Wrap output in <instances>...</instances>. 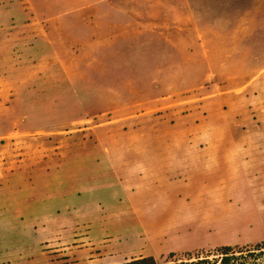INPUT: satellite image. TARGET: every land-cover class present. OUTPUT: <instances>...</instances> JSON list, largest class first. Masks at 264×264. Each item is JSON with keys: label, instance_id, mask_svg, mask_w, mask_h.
<instances>
[{"label": "rangeland", "instance_id": "1", "mask_svg": "<svg viewBox=\"0 0 264 264\" xmlns=\"http://www.w3.org/2000/svg\"><path fill=\"white\" fill-rule=\"evenodd\" d=\"M23 1L0 0V24L33 14L51 25L34 33L85 40L44 66L34 54L33 101L16 104L24 130L0 118V132L11 128L0 144V264H162L264 241V0L263 20L237 36L252 52L215 70L146 33L172 0ZM170 20L171 32L188 25ZM185 155L198 194H148L152 163L184 175Z\"/></svg>", "mask_w": 264, "mask_h": 264}, {"label": "crops", "instance_id": "2", "mask_svg": "<svg viewBox=\"0 0 264 264\" xmlns=\"http://www.w3.org/2000/svg\"><path fill=\"white\" fill-rule=\"evenodd\" d=\"M229 1L233 4L228 6V3L223 0H172L168 5V10H166V7L157 9L158 15L154 18V21H150L149 16L148 19L150 20L144 21L143 27L146 33L149 36L152 35L153 38H160L163 34L166 40L170 39L171 47L181 55L207 60L209 69H238L246 55L252 52L253 47L244 42L245 37L238 38L237 36L247 31V24H254L263 20L261 15H257L259 13L258 8L263 0H251L252 3L248 5L249 7L247 4L250 3V0ZM21 2L24 1L21 0ZM240 3H242V7H247L240 9ZM174 4L175 8L172 10ZM19 5L22 10L23 6L27 5V2ZM177 9L180 11L183 9L184 13L182 12V14L178 15ZM147 11L149 12L150 10ZM11 18L14 21L6 25V27H4V20H1L2 23L0 24V88L2 87L1 90L5 92L2 96L0 94V104L10 101L9 105H3L4 109L0 110V118L11 119L14 128L24 130L21 120L23 111L19 113L18 107L20 106L16 104L27 100L33 101L34 94L27 92V86L32 87V90L34 88V67L38 66L34 65V54L40 56L36 64L43 65L44 56L60 54V47L66 50L68 46L73 43L77 44V42L85 40V38L78 40L74 37H67L61 31L60 33H55L53 30L34 33L35 23L46 24L47 22L34 19L33 14L22 18ZM168 18L173 19L170 20L171 22L187 23L188 25L185 29L174 26L176 28L171 32L167 25ZM232 23L237 25L232 29H227L229 24ZM47 24L51 26L49 23ZM91 43H84L83 48L90 47ZM224 55L227 56L221 58ZM203 57H206V59ZM220 61H224V63L220 64ZM40 69L42 68L40 67ZM59 69L55 63L46 67L47 71H59ZM8 87L10 89L9 94H6V88ZM10 129L0 132V144L2 139H6L5 137L8 136L4 134L8 133ZM185 150L187 149L184 148L183 151ZM151 157L157 160L156 157ZM183 160L180 167L185 169L184 175L180 172L176 175L174 174L170 168L175 164L173 161H170L168 166L166 164L163 165L166 170H162V166H159L158 163H152L151 168L148 170L150 172L148 176L152 179L149 182L154 184H149L150 190L148 194H198V185L195 191L192 186L194 179L192 168L189 169L191 166L188 168L189 165H192L193 159L185 155ZM187 164L189 165L187 166ZM169 170L172 172L169 173ZM119 185L125 194H136L133 191V186L139 190L144 188V186L136 188V185L125 187L123 183H119ZM151 189L156 191L151 192ZM131 196L134 198V195ZM131 204L134 208L132 200Z\"/></svg>", "mask_w": 264, "mask_h": 264}, {"label": "trees", "instance_id": "3", "mask_svg": "<svg viewBox=\"0 0 264 264\" xmlns=\"http://www.w3.org/2000/svg\"><path fill=\"white\" fill-rule=\"evenodd\" d=\"M119 264H159L153 256H142ZM162 264H264V241L255 245H223L213 251L187 252L176 257L170 254Z\"/></svg>", "mask_w": 264, "mask_h": 264}]
</instances>
